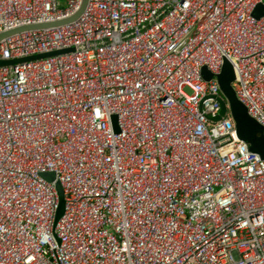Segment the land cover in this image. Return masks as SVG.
I'll return each instance as SVG.
<instances>
[{
	"label": "built area",
	"instance_id": "built-area-1",
	"mask_svg": "<svg viewBox=\"0 0 264 264\" xmlns=\"http://www.w3.org/2000/svg\"><path fill=\"white\" fill-rule=\"evenodd\" d=\"M81 3L0 0V33ZM259 4L89 0L0 40V60L72 49L0 65V264H264V158L217 78L227 58L264 127Z\"/></svg>",
	"mask_w": 264,
	"mask_h": 264
},
{
	"label": "water",
	"instance_id": "water-1",
	"mask_svg": "<svg viewBox=\"0 0 264 264\" xmlns=\"http://www.w3.org/2000/svg\"><path fill=\"white\" fill-rule=\"evenodd\" d=\"M88 1L89 0H82V3L79 9L76 11V13H74L72 16L68 18L57 20V21H51V22L23 25L15 29L0 33V40L6 37H9L11 35L23 32V31L57 27V26H62V25L74 22L83 14V12L85 11L88 5ZM255 14L257 15V17H261L264 15V5L263 4H259L256 7ZM71 50L72 49L70 48L59 49V50H53L50 52L39 53V54L30 55V56L21 57V58L6 59V60L1 59L0 65H9V64H17L20 62H28L30 60L41 59V58L65 53ZM202 74L205 80L207 81L211 80L213 77L212 73L208 71L206 67L202 68ZM217 78H218L221 90L223 94L225 95L227 101L229 102L230 110L236 122V130H237V134L239 138L244 140L250 145L251 151L259 153L260 156L264 158V127L248 113V110L245 104L241 100L238 99L235 93V90L233 88V85H232L233 81L235 80V70H234L233 64L227 58H225L222 71L219 75H217ZM220 103H221L220 115L215 117V120L220 119L221 116H223L227 111L226 101L224 99H220ZM112 118H113V125L115 127V130L119 131V127L117 124V116L113 115ZM41 175L46 180L50 182H55V186L59 194V203H58V207H57L55 219H54V227H55L58 221L61 219L62 215L64 214V210H65L64 190H63V187L60 181L56 179V175L54 172H46V173H42Z\"/></svg>",
	"mask_w": 264,
	"mask_h": 264
},
{
	"label": "rangeland",
	"instance_id": "rangeland-1",
	"mask_svg": "<svg viewBox=\"0 0 264 264\" xmlns=\"http://www.w3.org/2000/svg\"><path fill=\"white\" fill-rule=\"evenodd\" d=\"M187 92H190L189 89H186Z\"/></svg>",
	"mask_w": 264,
	"mask_h": 264
}]
</instances>
